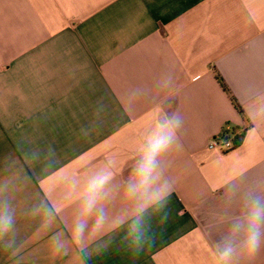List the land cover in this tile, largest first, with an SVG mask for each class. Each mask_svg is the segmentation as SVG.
<instances>
[{
  "label": "crops",
  "instance_id": "crops-1",
  "mask_svg": "<svg viewBox=\"0 0 264 264\" xmlns=\"http://www.w3.org/2000/svg\"><path fill=\"white\" fill-rule=\"evenodd\" d=\"M169 70L173 87L157 89ZM262 105L264 0H0V195L21 246L15 257L0 246V264H77L49 248L69 235L78 199L64 198L62 178L83 185L111 159L124 180L157 106L185 121L169 221L137 258L116 250L121 229L92 264H212L223 182L264 177V114L248 116ZM227 125L245 129L241 145L208 149ZM41 199L59 209L46 234L31 214Z\"/></svg>",
  "mask_w": 264,
  "mask_h": 264
},
{
  "label": "clouds",
  "instance_id": "clouds-1",
  "mask_svg": "<svg viewBox=\"0 0 264 264\" xmlns=\"http://www.w3.org/2000/svg\"><path fill=\"white\" fill-rule=\"evenodd\" d=\"M174 85L171 70L157 81L159 90ZM138 87L134 95L140 94ZM239 102V101H238ZM264 114V105L250 120ZM184 117L169 106H157L153 123L145 132L136 150L129 174L117 182L114 162L107 160L97 171L88 175L83 185L76 176H64L67 186L65 199L78 192L76 206L68 225V233L58 231L49 238V248L55 256L74 253L77 264H92L109 252L114 234L124 235L116 250L132 259L151 250L158 232L169 221V203L175 178L171 174L174 153L183 151ZM255 131V128L249 130ZM51 166V165H49ZM2 191V189H0ZM119 201L117 211L112 206ZM220 211L213 219L210 231L212 264H252L264 250V177H248L247 173L227 178L220 189ZM235 207V210H234ZM41 216V231L51 229L59 209L47 200H39L31 209ZM0 246L18 256L21 246L15 237V208L11 200L0 195Z\"/></svg>",
  "mask_w": 264,
  "mask_h": 264
},
{
  "label": "built area",
  "instance_id": "built-area-1",
  "mask_svg": "<svg viewBox=\"0 0 264 264\" xmlns=\"http://www.w3.org/2000/svg\"><path fill=\"white\" fill-rule=\"evenodd\" d=\"M244 131L245 129L227 125L220 134L211 138L208 142V149L229 152L237 147L236 140Z\"/></svg>",
  "mask_w": 264,
  "mask_h": 264
},
{
  "label": "trees",
  "instance_id": "trees-1",
  "mask_svg": "<svg viewBox=\"0 0 264 264\" xmlns=\"http://www.w3.org/2000/svg\"><path fill=\"white\" fill-rule=\"evenodd\" d=\"M237 107L240 108V106L236 103ZM245 138V131L240 135V137L238 138V140H236V146L241 145V143L243 142Z\"/></svg>",
  "mask_w": 264,
  "mask_h": 264
}]
</instances>
